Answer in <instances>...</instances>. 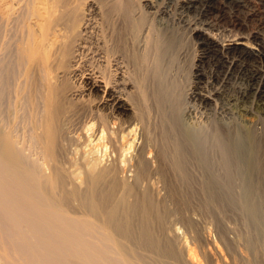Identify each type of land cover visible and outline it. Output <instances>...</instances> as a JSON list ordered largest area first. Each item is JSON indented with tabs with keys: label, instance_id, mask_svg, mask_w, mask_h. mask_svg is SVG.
<instances>
[{
	"label": "bare ground",
	"instance_id": "6f19581e",
	"mask_svg": "<svg viewBox=\"0 0 264 264\" xmlns=\"http://www.w3.org/2000/svg\"><path fill=\"white\" fill-rule=\"evenodd\" d=\"M153 1L124 22L119 0H0V264H167L142 233L153 196L140 189L158 182L249 231L239 248L205 230L215 264L263 250L264 0H164L145 27ZM168 15L199 50L187 87L165 57Z\"/></svg>",
	"mask_w": 264,
	"mask_h": 264
},
{
	"label": "rangeland",
	"instance_id": "374dc122",
	"mask_svg": "<svg viewBox=\"0 0 264 264\" xmlns=\"http://www.w3.org/2000/svg\"><path fill=\"white\" fill-rule=\"evenodd\" d=\"M92 1L98 2L99 0H92ZM163 1L164 0H155V3H154L155 14L154 15H148L146 17L144 23L147 26L144 25L145 27H148V26H150V23L151 24L153 23L152 20L150 21L151 18H155L157 15H159L161 13L162 8H163V4H165ZM146 3H147V0H119L118 6H117V13H118L119 19L121 21H124V22L132 21L134 18L133 12L136 11L137 9H140V7ZM86 5L87 4H85L84 7H82V14L84 15V17H85ZM90 15H92V14H90ZM93 17L95 18V16H93ZM164 22L170 26L168 31H170L173 28V30L175 32L174 33L175 37H174V39H172L170 41V44L168 46V50L166 52V56H165L166 60L170 61L171 67L176 66L178 71H180V69H181L182 79H183V80L181 79V81L184 82V84H185L183 86L187 87V85L191 84V82H192V75L195 72L194 67L198 64L199 50H198L197 46L194 45L193 41H191V39H190V30L188 29L189 27L184 26V28H181V27L174 25L176 22L174 21V17L172 15L165 16ZM197 35H198L197 33H194L193 38H195ZM204 65H205L206 71L208 72L209 66L207 64H204ZM74 73L78 74L77 71H74L73 74ZM73 86H74L73 84L70 85V83L66 82V81H63L60 85H57L56 83L53 85V87H52L53 93L56 94L58 92V96L54 95V99H53V104H54L56 113L58 115L65 114L66 112H68L70 110L69 103L67 102V100H65L63 98V95L67 89H70ZM206 113L208 114V116ZM204 114H206V115H204ZM204 114H203L204 117L202 119L203 120L202 122L204 124H205V122L207 123L211 119L212 120H218V118H219V116L217 114H216V116H218V118L214 114H211L209 111H207V112L205 111ZM210 114H211V116H210ZM212 116H214V117H212ZM205 117L208 121H206V119H204ZM214 118H216V119H214ZM61 153H60V159H62L63 156L65 155L64 152H63L64 154L63 153L61 154ZM156 184H154L152 186L150 184L148 185V184L143 183L142 187L140 189V191H144V190L147 191L148 190V193L150 192L149 194H151L153 196L152 198H149V201L147 202V205H146V207L147 206L149 207V211H150V213H149L150 218L149 219H151V218L153 219L152 224H151L152 229H150V228L146 229V230L143 229L142 233L145 234L146 236L147 235L151 236L153 243H156L160 249H162V247H163V250H164V248L165 249L170 248L169 250L167 249L166 252L164 250V252L167 253V254L164 253V255L165 256L167 255L166 257H168L170 259L169 260L166 258V260L168 261L167 264H169V263L170 264H183L182 262H183L184 254H182V253H184V252L181 249V247L179 246L180 245L179 240H183L184 238H186L190 248L194 249V252H195L198 260L200 261V264H215V262L213 261L214 260L213 256L210 255V253L211 254L213 253V252H211L213 250H212L211 246L207 245L206 235H204V234H205V230L209 231L208 232L209 239L212 242L217 240V235L215 234L217 232H215V230H216V227H218V226L221 227V228H219L221 230V232H224L223 230L225 229V232L227 234L226 237L229 238L230 241L232 240L235 242L236 240H238L237 236H239V240H240V236H241L242 240H240V241L243 242L242 246H244L245 239H243V236H246L247 234L250 235V233H248L249 231L247 232L245 227H243L239 218L232 217L229 215L223 216L222 214H219L217 212H213L210 208H208V207L205 208L206 203L201 201L200 197H199V199H198V197L196 198L195 196H194V198H192V196H190L189 193H188L189 194L188 197H190V198H187V199L186 198L181 199L178 197H176L177 199L175 197L173 198V196L169 195V193H166V192H168L167 187L165 188L163 186V184L159 183V182ZM176 200H178V201H176ZM134 203L137 204L136 202H134ZM139 208L141 209V206ZM206 209H210V212H209V210L206 211ZM211 211H212V213H211ZM120 212L122 213V211L120 210L119 212H116L115 215L118 216L117 213H119V215H120ZM207 212H209V213H207ZM121 215L118 218H120ZM117 216L115 217V219L117 218ZM122 216L124 219V221H123L124 223L120 222L123 219H121V220L118 219V220H120L119 221L120 223L119 222L118 223L122 224V226H123V225H125V221L127 223L128 220L124 218V215H122ZM139 228H141V227H139ZM163 230H164V232H163ZM133 234L135 236L139 235V233H133ZM249 235H248V237H249ZM244 238H246V237H244ZM229 239H227V240L229 241ZM239 240L236 241L235 243L237 245L239 244L238 245L239 248H242V246H241L242 242L239 243ZM232 251H231V254H232ZM236 251L237 250L235 249V252H233L232 256H234V258L236 259V263H238V264H248V263H250V262H248L249 260H252L251 264H264V253H263L264 248H263V250L260 251L261 253L257 254V257H255V259H253L254 257H252V258L250 257V259H249V256H248L247 257L249 259L247 261L248 263L246 261L242 260L239 256V254H235V253H238ZM169 252H171V253L169 254ZM207 253H208V255H207ZM169 255H171V256H169ZM224 258H225L226 262L227 261L229 262L228 256L227 257L225 256ZM253 261H254V263H253Z\"/></svg>",
	"mask_w": 264,
	"mask_h": 264
}]
</instances>
